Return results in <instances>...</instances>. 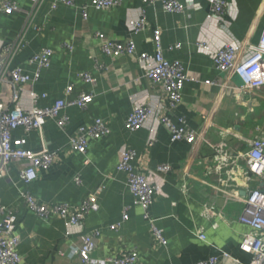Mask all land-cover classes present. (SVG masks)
Listing matches in <instances>:
<instances>
[{
  "label": "crops",
  "instance_id": "obj_1",
  "mask_svg": "<svg viewBox=\"0 0 264 264\" xmlns=\"http://www.w3.org/2000/svg\"><path fill=\"white\" fill-rule=\"evenodd\" d=\"M15 1L22 10L1 16L0 43L17 40L33 10L31 0ZM54 1L45 0L27 31L25 47L12 60V67H21L34 76L37 65L30 63V57L45 47L55 51L50 67L42 69L40 78L22 86L20 102L31 107L32 91L46 94L38 101L41 107L62 97L74 100L81 92H93L95 97L87 109L78 105L65 109L70 117L65 131L49 119L42 131L28 132L20 127L13 133L15 138L26 137V146L35 151H59L55 163L48 170H40L38 179L30 184L20 182L21 170L28 164L25 160L10 163L0 177V202L17 206L16 230L21 238L18 251L22 257L19 264H86L76 249L82 245V233L95 229L101 231L92 254L96 259L137 250L139 264H196L212 256L218 257L216 264H250L252 255L240 248L242 236L250 231L239 219L247 184L239 178L240 187L225 186L208 169L214 164L213 147L220 131H228L233 151L249 150L254 140L264 137V86L240 89L239 76L232 70L218 72L198 43L207 41L213 48L234 42L244 46L259 43L264 29V0H230L225 22L210 17L211 0H181L186 5L183 12L167 11L161 0L151 4L122 0L108 9L90 5L91 0L53 8ZM86 4L89 8L85 18ZM141 17L147 28L134 31L132 21ZM157 30L165 57L179 60L188 77L183 101L172 120L178 124L183 117L198 133L193 143L172 140L163 124V117L169 114V100L164 90L147 78L140 59L142 52H156L152 39ZM97 31L111 40L134 41L136 51L118 57L108 55L96 37ZM177 43L182 44L181 48H172ZM83 72H90L96 83L84 80ZM211 78H219L223 84H206ZM69 85H73V91L67 96ZM12 92L9 81L2 89V100L7 104ZM138 103H146L152 114L139 130L131 132L125 124ZM98 118L106 122L110 134L89 137L86 155L75 150L71 137ZM152 138L155 142L150 147L148 141ZM124 149L136 152L132 163L146 174L162 163L172 166L168 173L154 172L153 183L159 189L151 206L167 245L152 234L142 209L135 204L126 172L118 169ZM252 183L263 184L258 178ZM21 190H29L50 204H80L99 190L100 209L86 217L81 232L75 228L69 233L63 219L53 216L46 221L30 210L20 198ZM210 203L216 205L217 212L212 218L203 215L204 205ZM121 221L118 230L110 228ZM200 228L205 230L207 242L197 236Z\"/></svg>",
  "mask_w": 264,
  "mask_h": 264
},
{
  "label": "built area",
  "instance_id": "obj_2",
  "mask_svg": "<svg viewBox=\"0 0 264 264\" xmlns=\"http://www.w3.org/2000/svg\"><path fill=\"white\" fill-rule=\"evenodd\" d=\"M33 10L28 14V21L21 31L17 40L13 43H0V177L13 161H27L20 173V182L30 184L38 179L40 170H48L59 156L58 150L45 148L35 151L26 146V137L15 138L13 133L16 129L23 127L26 131H42L49 119H54L58 127L66 130L70 117L65 113V109L71 105H78L82 109H87L93 101V92H81L74 100L67 97L56 99L50 106L41 107L38 101L46 94L31 92L32 106L27 108L20 102V91L23 85L37 81L40 78L42 69L50 67L51 57L54 50L43 48L38 53L33 54L29 61L37 65L34 76L24 72L21 67H12V60L15 55L25 47L26 34L33 23V18L39 11L45 0H31ZM122 0H91L90 5L98 9H108L121 4ZM157 0H143L146 4H151ZM167 11L183 12L186 8L181 0H161ZM59 4L76 6V0H55L53 8ZM210 17L212 19L225 22L224 13L231 4L230 0H211ZM89 5L83 6V15L88 17ZM21 7L15 0H0V25L2 15H12L21 11ZM144 14V13H143ZM144 16V15H143ZM134 31L145 30L147 28L144 17L132 21ZM96 37L102 42V47L108 55L115 57L136 51L134 41L124 42L108 39L102 31L96 32ZM153 42L156 45V52L151 55L147 52L140 53L144 71L153 85L161 87L169 100V114L163 117V124L169 131L173 141H186L193 143L198 137V133L189 127L186 120L181 117L178 124L172 120V114L178 109L183 101V89L188 79L184 65L179 61H169L163 51L161 33L155 31ZM182 44L177 43L172 48L179 49ZM199 50L210 55L213 65L220 73L229 70L234 71L242 81L240 89L250 90L264 86V29L261 39L257 44L244 46L241 43H225L213 48L207 41H199ZM81 76L84 80L95 84L96 79L90 72H83ZM11 82L13 92L10 103L2 100V89L5 84ZM208 85H222L219 78H211L205 81ZM73 91V85H69L66 90L67 96ZM151 108L146 103H138L126 121V128L135 132L139 130L151 116ZM110 134V128L104 120L98 118L92 125L82 126L80 134L71 137L73 148L82 154L88 151V138H100ZM228 131H220V138L213 147V167L208 169V173L217 175L219 181L229 187H240L238 179L241 178L247 186L245 187L244 209L240 215V221L249 226L250 231L242 236L240 248L252 255L250 264H264V137L254 140L249 150L233 151L228 142ZM155 139L148 141L150 147L154 146ZM136 152L133 149H124L120 153L118 169L127 174L128 185L135 197V204L143 211V217L150 225V230L154 237L163 245L168 244V239L163 230L157 225L156 219L151 213V206L154 196L159 187L153 183L154 172L168 173L172 166L169 163L159 164L156 171L148 174L136 168L132 160ZM254 178L263 182L261 186L253 184ZM79 181L80 178H78ZM99 190L90 194L80 204L72 203H46L40 201L29 190H21L20 198L22 202L32 210L39 218L50 220L57 216L65 221L68 232L77 229L80 232L86 217L99 211ZM216 205L214 203L205 204L203 215L212 218L216 215ZM17 206L5 205L0 202V264H19L22 257L18 251L21 242L17 234ZM128 214L125 212L123 219L126 220ZM122 226V221L110 225L112 230H118ZM197 236L207 242V235L203 228L198 229ZM101 235L99 229L92 232L82 233V245L76 249V253L86 264H139L141 256L137 250L121 252L119 255L104 259L93 258L92 254L98 245ZM217 256H212L207 260H201L196 264H216Z\"/></svg>",
  "mask_w": 264,
  "mask_h": 264
}]
</instances>
